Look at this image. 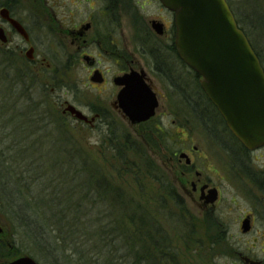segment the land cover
Masks as SVG:
<instances>
[{
  "label": "rangeland",
  "instance_id": "rangeland-1",
  "mask_svg": "<svg viewBox=\"0 0 264 264\" xmlns=\"http://www.w3.org/2000/svg\"><path fill=\"white\" fill-rule=\"evenodd\" d=\"M44 1L49 14L44 18L42 17L40 23L36 25L28 22L31 16L30 13L33 10H39L38 8L43 0H16L14 10L29 27H33L38 33L34 34L36 36L34 38L37 39L35 41L36 51L46 57L48 65L38 67V71L35 66H32L33 70H30L31 66L27 65L26 67L24 64L11 67L7 65L0 66V149L12 146L13 151L19 153L21 147H17V142H21L27 146V155L31 160L36 161V165H38L37 162L42 163L43 161L42 167L45 170H49V172L55 170L54 172L58 173L60 172L61 163L58 168H55L54 162L60 160L65 162L67 160V156L65 157L64 151L61 150L63 147H60L62 142L60 137H65L68 143L77 144L85 154L90 155L94 162L91 168L93 176L98 177L101 174L106 176L112 181V185L114 184L118 188L122 187L120 190L123 191V195L138 203L143 209L142 211L149 213L150 217H156L161 227V233L157 234L156 237L159 235L158 240H160L161 235L167 238L168 243L163 246L169 247L168 254L173 256L178 264H234V257L230 254H233L232 250L236 246L238 238L236 235L237 227L234 225L235 221L233 219V201L236 197V190L233 187L236 176L234 164L239 154L237 144L224 132L221 133L224 134L222 139L211 137L212 132L209 131L210 134L203 128L197 117L184 105L182 98L171 91L153 73V66L148 55L141 52L142 49H139L141 45L137 43V37L141 34L139 31V33H136L134 27H141L134 23L130 12L132 10L131 5L130 10L127 7L124 8L125 17L122 19L124 33L123 35L114 34V39L125 41L126 47L119 43V51L126 52L128 61L133 59L134 63L130 64L122 60L117 64L112 59L116 55L115 49L113 54L108 56L107 53L103 52L101 43V48L100 45L88 44L82 48L81 53L76 54L78 46L82 47L84 43L73 40L67 30H74L73 27H78L82 22L89 21L88 11L83 9L84 6H81L78 2L73 5L70 0L64 2L62 0ZM233 3L234 8L239 9L243 16L248 17L247 14L249 13L258 15L259 19L264 22V0H233ZM158 11L154 4L146 5L141 10L144 15L143 22L151 30L149 31L151 33L150 37L152 39L154 37L153 40L155 41H151L148 36H146V39L150 38L151 45L156 48L166 50L167 45L171 43L172 35L170 31L165 36H157L148 23V20L152 17L165 20L168 18L163 10L160 13ZM97 20L101 21L103 18L98 17ZM254 28L256 33L263 34L260 37V44L264 54V23L259 21V25L255 24ZM18 42L21 43L19 39ZM121 45L123 46L122 49H120ZM83 53L96 60L95 68L104 76V84H98L91 80L95 68L93 69L89 65L88 61L82 56ZM129 66L136 70L138 68L144 70L158 97L159 104L155 116L145 124H130L121 110L118 111L117 108L113 107L119 88L114 86L112 78L121 75V70H127ZM186 69L191 70L189 67H186ZM181 71L183 72V70ZM181 71L180 73H182ZM22 80L27 82L22 83ZM30 84L33 85L32 90H27V86ZM187 93L190 94V90L186 89L184 91V94L188 96ZM66 104L77 107L91 118H94L92 116L95 112L99 114L101 112L106 113L114 122V127L118 129V135L122 137L129 136L131 141L138 142L139 146L137 148H139L141 155L134 158L128 152V149L122 150L130 162L129 165L124 164L114 154L111 148L112 142L104 138L107 135V130L103 120L95 121L92 126L78 121L69 113L62 114ZM31 108H33L31 113L38 114L42 118L45 117L46 121L49 122V126L48 123L45 126L50 128L53 135L50 134L51 138L43 137L46 133L43 128L44 124H40V122L39 124L28 123L31 118V114L30 118L28 117V110ZM24 112L25 116H21L20 114ZM207 124L209 127H216L215 122ZM22 126L25 127L23 128V136ZM155 127L158 131L151 134V129ZM33 131L36 133L35 136L30 135ZM213 132L218 134L217 131ZM146 135L151 136L154 141L152 144L147 142ZM23 138L25 140L20 141ZM38 138L39 142L33 145L35 139ZM21 143H19L20 146H22ZM193 148H196V150ZM185 149L188 150V154H201L206 157L203 163H199L200 171L212 183L218 184L224 192L222 204H224L223 213L227 211L224 219L226 220L225 228L228 230V234L223 238V241L211 242V245L208 241H205L207 246L201 247H194L190 243L186 248L183 240L188 237L190 232H187L186 227L180 226L181 222L177 219L176 211L170 207L162 209L161 202L156 203L155 201V191H157L159 184L154 183L150 176L157 173L159 177L166 178L173 185L178 195L184 199L186 206L190 207L191 204L187 199L186 190L181 185L179 178L178 156ZM14 154L16 155V153ZM15 159L18 160V157L15 156ZM136 164L139 165V171L137 174H133V171L136 170ZM158 197L159 195H157V199L160 200ZM95 199L97 200L98 197H95ZM75 200L76 197H74L73 202ZM195 206L191 205L190 208L195 212L193 216L197 218L196 214L199 213ZM182 224L183 226L186 225L183 222ZM0 226L3 232L7 234L2 236L1 240H4L7 248L10 249L11 244L9 243L14 238V233H10L11 224L0 218ZM16 230L18 232L16 238L18 242L15 241V246L20 248L21 253H25L26 250L30 251L32 248L28 239L23 237L21 231ZM197 230L199 233L202 232L198 227ZM203 231L207 232L204 228ZM51 235L53 237V234ZM159 248H162V246ZM28 256L38 264H46L31 255ZM13 259L0 258V261L6 262ZM47 261L48 264H52L50 259ZM74 263L77 264L75 259Z\"/></svg>",
  "mask_w": 264,
  "mask_h": 264
},
{
  "label": "trees",
  "instance_id": "trees-1",
  "mask_svg": "<svg viewBox=\"0 0 264 264\" xmlns=\"http://www.w3.org/2000/svg\"><path fill=\"white\" fill-rule=\"evenodd\" d=\"M227 2L237 25L247 36L264 69V54L260 44V37L263 34L256 33L254 28L255 24L259 25V21L264 22L258 15L249 13L248 17L243 16L239 9L234 8L233 0ZM148 44L150 45H142L141 52L148 55L153 73L182 98L184 105L197 117L203 128L208 133L212 132L211 137L222 139L224 134L221 133L224 132L233 140L234 137L228 132L224 120L202 91L198 75L186 69L187 66L178 57L174 44H168L166 50ZM32 86V84L27 86V90H32ZM186 89L190 90L188 96L184 94ZM32 110L33 108L28 110V117L30 118L31 114L32 119L28 118L27 122L44 124L42 127L46 133L43 137L51 138L53 135L50 128L45 126L47 123L49 126V122L45 117L31 113ZM100 114L107 130L104 138L112 142L114 154L124 164L129 165L127 155L122 150L128 149L131 156L137 158L141 155L137 148L138 142L131 141L129 136L118 135V129L114 127V122L109 116L104 112ZM20 115L25 116V112ZM214 122L215 128L207 126V123ZM23 128L25 127L21 128L22 136ZM156 131H158L156 127L151 129V134ZM213 131H217L218 134ZM30 135L35 136V131ZM60 138L62 140L60 147H63L61 150L64 151L67 160L54 162L55 168L61 163L58 173L54 172L55 170L50 172L45 170L42 167L43 161L37 162L36 165V161L27 155V146L21 142H17V147H21L19 153L13 151L12 146L0 149V218L11 224L10 233H14V238L9 243L10 249L7 248L5 241L1 240V237L7 234L4 232L0 234V258L13 259L25 254L24 256L31 255L46 264L48 259L52 264H76L74 259L77 264H178L176 259L168 254L169 247L163 246L168 243L167 238L161 235L158 240L159 235L156 237L161 233L156 217H150L149 213L142 211L138 203L123 195V191L120 190L122 187L112 185V181L106 176L102 174L98 177L93 176L91 168L94 162L90 155L85 154L77 144L68 143L65 137ZM145 138L148 143L154 142L150 135H146ZM22 140L25 139L20 141ZM38 142L39 138L35 139L33 145ZM138 171L139 165L136 164L133 174H137ZM150 178L159 184L154 198L156 203L161 202L162 209L170 207L177 212L184 211L175 188L166 178L159 177L157 173L152 174ZM157 195L160 200L157 199ZM74 197L76 200L73 202ZM177 212L180 226L186 227L187 232H190L183 240L186 248L190 243L194 247L207 246L205 241L211 245L212 241L204 234L200 223L194 220L190 225L184 220L186 217L182 214L179 216ZM182 222L186 225L183 226ZM16 229L28 239L32 248L30 251L21 253L20 248L15 246V241L18 242ZM161 246L162 248H159Z\"/></svg>",
  "mask_w": 264,
  "mask_h": 264
},
{
  "label": "flooded vegetation",
  "instance_id": "flooded-vegetation-1",
  "mask_svg": "<svg viewBox=\"0 0 264 264\" xmlns=\"http://www.w3.org/2000/svg\"><path fill=\"white\" fill-rule=\"evenodd\" d=\"M62 1L64 2L66 0ZM140 1H142L141 4H139ZM70 2L73 5L78 2L81 6H84L83 9L88 11V17L90 18L89 21L82 22L78 27H73L74 30H67V33L73 37V40L84 43L82 47L78 46L76 54L81 53L82 48L88 44L100 45L101 43L103 52L107 53L108 56L113 54V50L115 49L116 55L114 58L112 57L115 63L119 64L122 60L130 64L134 63L133 59L128 61L126 52L119 51V43L126 47L125 41L114 39V34L119 33L123 35L124 33L122 19L125 16L123 12L125 7L130 10V5L132 9L130 12L134 23L141 27H134L136 33L139 31L141 34V36L137 37V43L141 45L139 49L142 48L143 44L148 45L151 38V33L149 32L151 30L145 26L143 22L144 15L141 12L146 5L154 4L158 8L159 13L162 10L166 13L168 17L166 20L159 17H152L148 20V23L154 34L156 32L153 27V22H158L162 25L164 36L170 31L172 35L171 44H174L173 38L176 31L174 14L163 6L161 0H70ZM15 5L16 0L0 1V66L7 65L11 67L24 64L26 67L27 65L31 66L30 70H33L32 66H35L38 71V67L48 65L46 63V57L43 54H38L36 51L35 41L37 39L34 38V34L38 33L19 17L18 13L14 10ZM38 9L30 13V20L28 21L30 24L37 25V23H40L42 17L48 16L49 10L44 0ZM98 17L103 18V20L98 21ZM9 19H13L21 25L26 33V37L12 26ZM146 36L150 38L146 39ZM18 39L21 43L18 42ZM153 39L155 38L153 37ZM153 39L151 38V41ZM82 56L94 69L96 60L85 53ZM131 69L134 68L129 66L127 70H121V74ZM94 70L97 69L95 68ZM138 70H141V68H138ZM102 77V82L96 83L104 84L105 78L103 75ZM15 78H17L16 75ZM113 107L117 108L115 102L113 103ZM117 110L119 111L118 108ZM92 117H94V120L91 122V126L97 120L102 121L99 113L95 112ZM233 140L237 144V150L239 152L234 164L236 176L233 185L236 190V197L233 201V219L235 221L234 225L237 227L236 235L238 238L236 246L232 250L233 254L230 252V256L232 255L234 257V264H249L247 260L264 264V144L257 146L253 150H249L236 139ZM193 149L196 150V148ZM181 152H185L187 157L180 159L178 156L180 183L186 190L188 201L191 205H196L195 207L198 209L199 214H196L197 218L193 216L195 212L190 208L191 205L187 207L184 199L178 195V192H176V195L179 196L184 211H175L179 216L181 214L184 215L186 217L184 220L190 225L194 223V220L200 223L204 230H207L204 234L213 243L223 241V238L228 234V230L225 228L226 220L224 219L227 211L223 213L224 204H222L224 192L218 184L212 183L200 171L199 163L205 161V156L201 154L195 155L193 153L188 154L187 149ZM210 190H214L213 202L207 201Z\"/></svg>",
  "mask_w": 264,
  "mask_h": 264
},
{
  "label": "water",
  "instance_id": "water-1",
  "mask_svg": "<svg viewBox=\"0 0 264 264\" xmlns=\"http://www.w3.org/2000/svg\"><path fill=\"white\" fill-rule=\"evenodd\" d=\"M174 13V44L179 58L201 77L200 86L224 119L226 126L247 149L264 144V71L251 44L238 27L226 0H161ZM12 26L26 37L21 25L9 19ZM157 34L162 25L153 22ZM4 40V38H3ZM101 82L98 71L91 77ZM120 86L116 105L133 125L145 122L155 114L158 101L145 80L143 70H130L116 76ZM76 119L89 122L86 115L68 104ZM186 157V154H180ZM207 201H214L210 190ZM3 232L0 226V234ZM249 264H260L247 260ZM0 264H37L29 256H20Z\"/></svg>",
  "mask_w": 264,
  "mask_h": 264
}]
</instances>
